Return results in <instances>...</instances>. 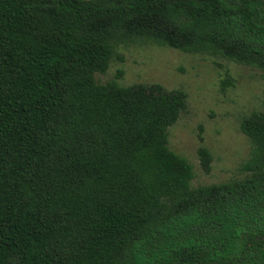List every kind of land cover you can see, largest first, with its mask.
Segmentation results:
<instances>
[{
	"label": "trees",
	"instance_id": "obj_1",
	"mask_svg": "<svg viewBox=\"0 0 264 264\" xmlns=\"http://www.w3.org/2000/svg\"><path fill=\"white\" fill-rule=\"evenodd\" d=\"M134 40L264 74V0H0V264H264V110L244 177L192 188L185 93L96 81Z\"/></svg>",
	"mask_w": 264,
	"mask_h": 264
},
{
	"label": "rangeland",
	"instance_id": "obj_2",
	"mask_svg": "<svg viewBox=\"0 0 264 264\" xmlns=\"http://www.w3.org/2000/svg\"><path fill=\"white\" fill-rule=\"evenodd\" d=\"M120 70L123 77L119 84L123 87L159 84L166 91L185 93L186 109L169 128L168 145L192 166V188L244 177L242 165L251 144L241 133L240 122L264 110L262 72L221 58L184 54L137 40L119 43L108 70L97 74L96 81H111ZM227 76L233 86L223 89ZM200 148L207 149L212 157L209 174L201 167Z\"/></svg>",
	"mask_w": 264,
	"mask_h": 264
}]
</instances>
